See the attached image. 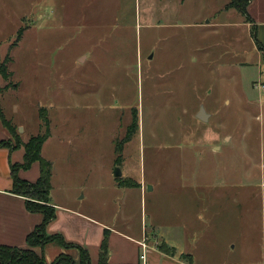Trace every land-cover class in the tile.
Here are the masks:
<instances>
[{
	"label": "rangeland",
	"instance_id": "1",
	"mask_svg": "<svg viewBox=\"0 0 264 264\" xmlns=\"http://www.w3.org/2000/svg\"><path fill=\"white\" fill-rule=\"evenodd\" d=\"M228 2L0 0V59L9 55L11 72L0 78V106L15 134L4 127L6 140L15 150L43 133L38 110L46 109L42 156L52 163L53 202L130 234L141 224L151 234L152 213L164 217L170 203L173 215L206 220L202 231L238 236L244 222L234 219L255 213V194L252 204L222 196L206 206L186 200L182 185L167 190L187 182L185 194L197 193L202 166L205 180L228 187L223 193L257 190L264 174V54ZM200 105L206 121L196 117ZM130 128L116 165V144ZM116 167L121 179L157 189L142 196L118 187ZM61 250L48 245L45 260Z\"/></svg>",
	"mask_w": 264,
	"mask_h": 264
},
{
	"label": "crops",
	"instance_id": "2",
	"mask_svg": "<svg viewBox=\"0 0 264 264\" xmlns=\"http://www.w3.org/2000/svg\"><path fill=\"white\" fill-rule=\"evenodd\" d=\"M255 3L256 0H250L247 12L256 26L255 36L257 40L264 45V3L262 1L256 5ZM246 24L250 26V23L246 22ZM257 51L264 54V49H257ZM8 137L5 128L0 124V140H6ZM23 152V147L12 150L6 146H0V244L16 247L26 246V235L43 219L41 213L28 211L23 196L12 192L10 163H21ZM206 174L205 166L198 169L199 180L196 182H198L200 190L197 193L190 191V194H185L193 188V185L187 186V182L176 183L171 181L167 183V190L175 191L176 189L173 187L182 185L185 189L182 191V195L184 194L186 200L197 201L198 203L204 201L203 204L206 206L215 205L216 201H219L222 196H230L234 201L236 199L244 200L245 198L246 202L250 200V204H252L251 200L255 194L260 202V207H257L255 213L252 207L250 212L241 213L239 218L238 215L234 216L238 218L234 220L244 222L241 224L238 236H235L236 232L233 230L230 231L232 234L229 232L228 236H219L223 232L215 235L210 230H207V232L202 231L203 222L206 220L199 215L190 216L189 218L173 215L174 206L170 203H166L168 204L165 208L167 215L165 213L164 217L158 216L153 211L154 213H152L149 221L151 234L144 231V225L142 224L139 233L130 234L127 225L125 229H117L86 210L78 209L76 205L53 202L51 197L50 202L56 208V216L47 225L46 232L48 234H60L65 241L85 247L93 263L97 260L99 246L105 230L108 231L107 258L108 262L112 264H188L186 260L180 257L182 254H189L193 264H264V174L261 176L257 190L251 184L247 188L241 184L240 188L243 191L239 193H231L230 191L223 193L222 189L226 190L228 187L222 188L220 182L205 180ZM18 176L29 182H34L39 176V162L34 161L27 169H19ZM115 182L118 187L127 188L120 186L116 180ZM137 183L138 185L132 186V188L138 189L142 196L157 189L156 185H150L147 190L148 183L143 180L137 181ZM171 191L168 192L167 196L171 194ZM211 200L214 201L211 203ZM204 209L206 208L200 209L201 212ZM212 220L214 221V214ZM236 238L241 240L240 243L237 242L238 245L236 241L234 243ZM142 241H145L147 245L143 260L140 258L142 253L140 242ZM162 242L174 248L173 255L167 254L158 248V245ZM51 244L57 245L51 242L42 249L35 247L34 251L44 255L47 246ZM200 244H204L203 248ZM58 247L62 250L57 254L64 252L62 247ZM75 257L77 259V254ZM92 258H95V261Z\"/></svg>",
	"mask_w": 264,
	"mask_h": 264
},
{
	"label": "trees",
	"instance_id": "3",
	"mask_svg": "<svg viewBox=\"0 0 264 264\" xmlns=\"http://www.w3.org/2000/svg\"><path fill=\"white\" fill-rule=\"evenodd\" d=\"M250 0H229L226 7H231L237 12L245 17V21L250 23V30L252 33V38L254 43L259 50L264 49V45L261 44L255 36V24L248 15L247 6ZM23 28H20L17 32L16 39L9 45V48L13 47L19 40ZM10 58L9 55L1 60L0 59V78L8 80L11 77V72L8 70V62ZM2 87L0 85V94L2 92ZM39 117L44 124V132L30 136L28 140L24 143H20L23 147V159L21 163H10V171L12 177V192L15 194L23 196L25 199V207L30 212H39L43 215L42 221L37 224L25 238V247H16L6 244H0V264H112L108 262L107 249H108V231L104 230L103 238L101 240L98 257L95 263L91 261L88 250L73 242H67L60 234H48L46 232L47 225L55 218L56 208L50 202V190H51V166L52 163L45 159L41 155V148L44 141L49 136V119L47 111L44 107H40L38 110ZM135 117L133 118L134 121ZM0 122L5 127L12 136L13 133L12 125L4 117L0 106ZM135 124V122H134ZM133 131L130 128L127 130L125 137L116 144V165H119V159L122 151V144L129 141ZM14 134V135H13ZM16 138V137H15ZM17 139V138H16ZM0 146H6L11 149L9 142L7 140H0ZM39 162V176L34 182H29L18 176L19 169H27L34 162ZM116 181L120 186L132 187L138 185L135 181L130 179H121L116 177ZM54 242L58 246L62 247L66 251L60 252L52 259L50 262L45 260L42 253H37L34 251L35 247L43 248L45 245ZM158 248L167 253L173 255L174 248L168 244L162 242L158 245ZM68 250H73L77 252V259L72 252ZM182 259L186 260L188 264H193L191 256L189 254H182L180 256Z\"/></svg>",
	"mask_w": 264,
	"mask_h": 264
},
{
	"label": "water",
	"instance_id": "4",
	"mask_svg": "<svg viewBox=\"0 0 264 264\" xmlns=\"http://www.w3.org/2000/svg\"><path fill=\"white\" fill-rule=\"evenodd\" d=\"M196 117L202 121L207 120L208 114L206 113L203 105H200L199 110L196 114ZM121 176H122L121 170L119 169V167H116L114 170V177L116 178V177H121Z\"/></svg>",
	"mask_w": 264,
	"mask_h": 264
},
{
	"label": "built area",
	"instance_id": "5",
	"mask_svg": "<svg viewBox=\"0 0 264 264\" xmlns=\"http://www.w3.org/2000/svg\"><path fill=\"white\" fill-rule=\"evenodd\" d=\"M140 245L142 247V253L140 255V258L143 260L144 259V256H145V249H146V246L147 245L145 244V241L140 242Z\"/></svg>",
	"mask_w": 264,
	"mask_h": 264
}]
</instances>
